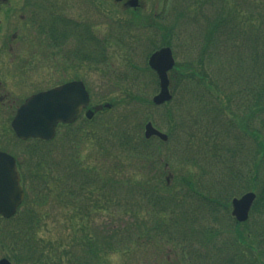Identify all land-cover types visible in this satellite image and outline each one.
Listing matches in <instances>:
<instances>
[{"label": "trees", "instance_id": "obj_1", "mask_svg": "<svg viewBox=\"0 0 264 264\" xmlns=\"http://www.w3.org/2000/svg\"><path fill=\"white\" fill-rule=\"evenodd\" d=\"M172 2L168 11V15L172 16L171 22L161 23L167 16L163 10L160 14H152V20L146 21V24L161 33L160 41L151 47L155 50L164 45L175 48L178 32L187 31L189 25L196 29V24L203 19L204 28L199 30L201 37L195 40L191 32L188 35L194 40L193 50L197 51L194 61H191L197 70H191L185 61L179 74L176 73L177 68L174 70L172 80L179 79L175 80L174 91L172 87L173 95L181 96L180 91H184L183 100L180 106L177 105L175 113L171 108L168 111H172L166 113L169 117L168 129L174 133L186 126L185 145L192 137H203L202 141L205 138L213 140L211 148L204 152L205 163L198 162L197 153L187 157L200 175L198 172L188 182L184 179L178 181L176 188L180 190L163 182L157 187L148 186L150 180L140 183L120 181L121 190L118 193L117 185L113 188L111 181L103 177L104 173L82 163L79 151L78 155L67 156L64 146L54 150L48 146L51 142L31 139L28 142L33 145L26 148L25 158L19 163L20 169L22 166L25 169L22 180H29L30 189L16 215L3 220L0 225V245L5 251H14L5 252L14 264L101 263V256L106 257L109 251L121 250L119 246L130 237L117 228L103 235L88 229L95 211H107L104 208L113 205L122 207L131 219L126 221L124 229L133 225L142 230L148 228L146 218L156 221L150 230H155L156 235L168 241L166 243L175 242L176 247L181 248L177 251L183 254V263L264 264V0ZM159 18L160 21L156 22L155 19ZM132 24H138V21ZM71 25L76 28V56L83 59L90 57L97 63H104L103 50L109 40L120 45L129 36L125 30L123 34L100 37L92 33L89 24L76 21ZM184 41L190 45L187 38ZM178 67L181 68V64L178 63ZM146 69L152 72L148 66ZM207 69L213 72V77ZM183 79L189 80L182 82ZM187 93L191 99L188 105L187 97L184 99ZM221 97H224V103L219 100ZM144 101L153 105L151 100ZM105 111L108 108L96 111L94 117L87 120H94ZM191 118V124H188ZM254 123L259 124L256 129L253 128ZM72 125L76 126V123ZM67 127L71 125H62L61 133ZM111 129L116 127L113 125ZM128 131L113 134V140L143 158L151 140ZM174 133L168 130L171 140ZM65 135L68 139L73 137L71 131ZM244 139L248 142V154L243 149ZM81 141L84 143L86 140ZM223 149L225 156L221 158ZM157 153L161 154L160 151ZM151 154L149 151L148 155ZM208 156L214 159H208ZM52 168L57 170L56 176L52 174ZM215 170L219 172L217 180L214 179ZM246 173H249L248 178L243 176ZM201 175L209 179V183H204ZM34 178L40 180L38 188L37 184L32 185ZM184 186L187 188L185 193ZM124 190L125 196L122 195ZM136 190L141 196L139 200ZM248 190L257 193L249 219L238 222L231 216L235 222L233 231H225L220 226L222 220L218 213L227 212L231 196L237 192L239 196ZM52 201L61 208L62 214L67 215L68 226L74 233L56 245L38 237L49 214L46 208L54 207ZM204 213L211 218L207 225L200 224ZM217 221V226H213ZM172 263L180 264L177 259H173Z\"/></svg>", "mask_w": 264, "mask_h": 264}, {"label": "rangeland", "instance_id": "obj_2", "mask_svg": "<svg viewBox=\"0 0 264 264\" xmlns=\"http://www.w3.org/2000/svg\"><path fill=\"white\" fill-rule=\"evenodd\" d=\"M48 1L50 0H43L37 3V5H42V10L39 12V21L48 17L52 11L48 7ZM51 1L55 4L54 10L58 5L57 15L89 24L88 27L91 24V27L94 28L93 30L91 29L92 33L101 37L109 35L112 32L111 29L115 30L117 27L116 22L125 21L124 23L129 25H121V27L124 26V30L129 32L128 39H125V44L120 46L113 41H109V44L103 50L104 63L92 61L90 57H86L83 60L81 56H78L79 59L76 58V64L73 62L67 64L65 56H62L63 53L56 54V51H52L49 48L43 49L35 43L30 44L29 39H24V37L29 38L30 34H39L37 26L34 27V25H29L23 31L18 29L17 35L19 39L16 41L11 40L12 44L2 49L1 40L5 32L9 29L8 27L11 23L16 22L17 24V21L13 17L12 21L6 20L5 17L8 16L10 9L1 13L0 148L15 153L23 161L25 158L23 152L33 144L28 141H20L13 132L11 120L14 117L16 107L32 92L53 87L76 77V79L83 80L90 91V106L109 102L112 103L113 107L108 109V111L101 112L94 120L88 121V118L80 119L76 122V126L71 125V127H67L69 130L66 128L63 133H59L56 139L51 144L49 143L48 146H52L54 150H59L64 146V153L67 156H73L75 153L78 155L79 151L82 163L85 166L98 168L101 173H104L103 177L111 181L113 188L117 185L118 193L121 190L118 185L120 181L128 182L131 180L139 183L150 180L148 186L155 185V187L160 185V182L169 183L171 188L180 190L176 188L178 181L184 179L188 182L199 172L193 162H191V159H187V157L197 153L199 154L198 162L205 163L204 152L211 148L213 140L205 138L202 141L203 137H192L188 144L185 145L186 126L183 129L179 128L178 133L168 129L169 117L166 113L172 110L174 113L177 111L176 107L177 105L180 106V102L183 100L181 96L184 91L178 92L181 96H174L172 102H170L171 104L165 103L157 107L144 101L145 99L152 101V98L159 91L156 75L154 76L152 72L146 69L149 51L161 38V33L158 29L151 28V25L146 24V21L150 22L152 20L150 16L154 12L157 0H142V7L137 11L130 8L125 10L123 4L115 0ZM23 2L24 0H18L17 3L23 4ZM10 3L13 6L15 5L13 0ZM171 20L172 16L167 14L166 20L161 21V23L171 22ZM136 21H138V24L131 25V23H136ZM200 22L196 24V29L194 26L191 28V25H189L190 28L188 27L187 31L184 29L182 33L178 32V37H175L178 38L174 41L177 50V63L182 66L181 68L177 66V74L184 67L185 63L183 61L187 62L191 70H197L194 62H191L194 61L197 51L193 50L194 40H192L191 36L188 38V35L191 32V35L195 36V40L198 39V36L201 37L199 30L204 28L203 19ZM186 38L190 45L186 43L187 41H184ZM10 46H12V49ZM189 48L190 52L188 53ZM77 49L78 46H76ZM73 51L69 53L71 54ZM207 71L213 77V72L209 71V69ZM178 79L179 77H176L172 80L171 90L173 87L174 91V83ZM188 80L183 79L182 82H187ZM184 97L185 100L187 97L188 105L191 101L188 93ZM219 100L223 103L225 102L224 97ZM169 108L172 110L168 111ZM236 119L238 120V118ZM148 120H151L162 131L168 133L169 130L174 133L172 140L170 138L167 143L162 144L159 139L153 138L150 148L146 150V155L143 158L131 153L128 148L119 146L117 141L113 140L115 139L113 134L128 130L132 134L144 136V125ZM191 120L192 118L188 119L187 123L191 124ZM113 125L116 127L115 130L111 129ZM253 126L256 129L259 124L254 123ZM69 131H71V136L73 137L68 139L65 134ZM214 135L216 134L214 133ZM110 137L111 140L109 139ZM239 137L243 139L241 134H239ZM235 138L238 143L237 133ZM82 139L86 141L83 143ZM231 142L234 144V137L231 138ZM220 143H222L221 140ZM107 146L108 148L106 149ZM243 149L248 154L247 139H244ZM149 151L153 153L151 154L152 156L148 155ZM159 151L161 154L157 153ZM156 153L158 156H155ZM222 155L221 158L225 156L224 149ZM211 158L213 157L208 156V159ZM236 163H238V159ZM236 167L238 168V165ZM56 171L52 168L53 175L56 174ZM218 174L219 172L215 170V180H217L216 175ZM243 176L248 178L249 173L243 174ZM201 178L204 183H209L210 181L202 175ZM39 182L40 180L34 178L32 185L37 184L38 188ZM207 186L209 187V185ZM125 189H128V187H125ZM185 191H187V188L184 186V193ZM122 195H126L125 190ZM135 195L138 197L137 200H139L141 196L137 190ZM233 196H238V192ZM52 205L54 207L48 206L46 208L49 214L46 215L45 222L43 221L38 237L45 241L48 239L53 245H56L69 239L74 233L70 225L68 226L67 215L62 214V210L57 206L56 202L52 201ZM104 209L107 211H95L92 214L88 229L97 230L98 234L103 235L109 233L112 228H117L119 231H125V234L130 237L126 238L123 241L124 244L122 243L119 246L121 250L109 251L106 257L104 255L101 256L102 262L99 264H173V259H177L180 264H188V262H182L181 259H184L183 254L177 251V249L181 248L176 247L177 244L175 242L166 243L168 241L156 235L155 230H150L156 225V221L146 218L147 224L149 223L147 225L148 228L138 230L132 225L124 229L126 221L130 222L131 219L128 214L122 211V207L113 205ZM143 210L145 216L146 211L145 209ZM219 214L222 220L220 225L222 229L228 230V232L233 231L232 228L235 222L231 218V205L229 204L227 212L221 211L218 216ZM209 222H211V218L204 213L200 224L207 225ZM217 223L218 221L215 224L213 223V226H217ZM141 234L146 235L141 236ZM187 248L189 249V246ZM5 252L7 251H4V247L0 245V256H5Z\"/></svg>", "mask_w": 264, "mask_h": 264}, {"label": "water", "instance_id": "obj_3", "mask_svg": "<svg viewBox=\"0 0 264 264\" xmlns=\"http://www.w3.org/2000/svg\"><path fill=\"white\" fill-rule=\"evenodd\" d=\"M128 4L137 6L138 0H129ZM150 66L155 69L160 79V92L154 97L158 104L171 98L168 90L167 71L172 68L174 58L170 47L155 51L149 59ZM90 95L83 81L74 80L60 86L31 95L17 109L11 125L19 138L38 137L51 139L60 122H74L82 110L89 105ZM106 106H109L107 104ZM92 109L86 115L91 117ZM146 136L157 135L167 139V135L153 127L151 122L146 124ZM256 194L252 191L233 199L232 214L238 221L248 218ZM24 198L20 185V174L15 158L0 150V216H12ZM0 264H11L8 259H0Z\"/></svg>", "mask_w": 264, "mask_h": 264}, {"label": "flooded vegetation", "instance_id": "obj_4", "mask_svg": "<svg viewBox=\"0 0 264 264\" xmlns=\"http://www.w3.org/2000/svg\"><path fill=\"white\" fill-rule=\"evenodd\" d=\"M32 0H27V2L25 3V5H24V12L26 13V16L27 17H29V13L31 12L32 14H39V10H38V8L39 7H36L34 10H33V7H32V2H31ZM125 1L126 0H122V1H120L119 3H121V4H123V5H125ZM11 0H0V14L1 13H4V12H6L7 11V9L9 10L10 9V11H9V13H8V16L10 17H13V18H16L17 16H20L21 17V15L19 14V12L20 11H22V6H23V4L21 3V4H18L17 2H18V0H13V2L15 3V5L13 6V5H11ZM34 14V15H35ZM36 16V15H35ZM5 18H7V17H5ZM1 21V20H0ZM17 36V33H13L12 35H11V37L12 38H15ZM11 49H12V47H11Z\"/></svg>", "mask_w": 264, "mask_h": 264}]
</instances>
